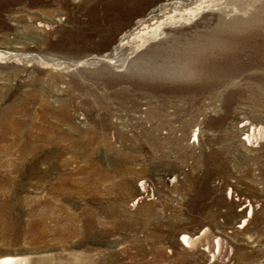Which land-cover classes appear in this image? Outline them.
<instances>
[{
	"label": "rangeland",
	"instance_id": "rangeland-1",
	"mask_svg": "<svg viewBox=\"0 0 264 264\" xmlns=\"http://www.w3.org/2000/svg\"><path fill=\"white\" fill-rule=\"evenodd\" d=\"M0 51V257L264 264V0H0Z\"/></svg>",
	"mask_w": 264,
	"mask_h": 264
},
{
	"label": "bare ground",
	"instance_id": "bare-ground-1",
	"mask_svg": "<svg viewBox=\"0 0 264 264\" xmlns=\"http://www.w3.org/2000/svg\"><path fill=\"white\" fill-rule=\"evenodd\" d=\"M198 11V7L188 8L184 12L173 13H165L161 10V8L152 9L150 11L151 23L139 21L138 23L140 24L141 28L137 29L131 34L124 35V38H129L130 40L134 41L136 49L141 48L149 43L155 42L156 40L165 37L167 35V33L164 31L166 28L176 24L179 25L180 23H186L187 21L191 20ZM122 43L123 42L119 43L118 46H121ZM3 57L4 53L0 51V59ZM107 60L109 63H111L112 58H107ZM180 241L186 246L191 244L190 238L186 235H182ZM32 260L33 258L31 256H4L0 257V264H32Z\"/></svg>",
	"mask_w": 264,
	"mask_h": 264
}]
</instances>
